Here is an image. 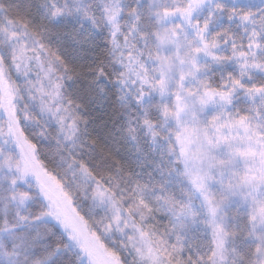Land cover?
<instances>
[{
  "label": "snow or ice",
  "instance_id": "snow-or-ice-1",
  "mask_svg": "<svg viewBox=\"0 0 264 264\" xmlns=\"http://www.w3.org/2000/svg\"><path fill=\"white\" fill-rule=\"evenodd\" d=\"M0 264H264V0H0Z\"/></svg>",
  "mask_w": 264,
  "mask_h": 264
}]
</instances>
